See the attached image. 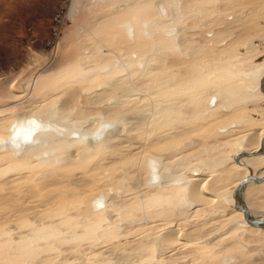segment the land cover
Listing matches in <instances>:
<instances>
[{
  "label": "rangeland",
  "instance_id": "rangeland-1",
  "mask_svg": "<svg viewBox=\"0 0 264 264\" xmlns=\"http://www.w3.org/2000/svg\"><path fill=\"white\" fill-rule=\"evenodd\" d=\"M158 2L174 6L175 23L181 28L178 37L185 41L176 52L171 40L161 42L162 47L153 38L132 42L119 25L134 17L135 10L116 13V0H0V136L9 133L17 113L56 110L68 87L78 91L82 102L99 90L110 92L93 108L115 102L118 92L110 91L107 81L117 73H128L124 78L138 73L141 60L148 68L139 75L138 87L155 90L154 94L164 87L167 99L181 101L179 114L175 112L173 119L155 114L151 123L140 126L144 133L139 137L134 136V114H128V129L109 142L110 150L116 147L112 151L100 144L90 155L66 156L70 146L82 147L67 137L68 131L85 130L70 118L59 120L67 125L65 132L49 135L48 142L60 154L58 163L32 157L47 147L44 143L26 154H3L9 166L0 174V199L19 196L20 201L0 202V264H264L263 230L248 226L240 212L228 216L234 202V188L228 187L232 181L215 184L220 170L236 167L234 138L244 130H258L260 138L264 133V94L259 90L264 0H186L182 5L179 0H145L134 23L157 16ZM114 58L122 61L112 74ZM195 77L200 96L196 105H188L194 96L188 88ZM91 78L88 83L81 80ZM211 97L219 98L212 108ZM245 115L262 119L236 122ZM78 120L91 131L97 125L101 136L119 125L109 118ZM225 127L228 132H219ZM160 134L162 143L144 146L146 138ZM217 142L221 148L215 149ZM150 159L169 166L159 186L147 183ZM262 162L264 158L254 168L258 176ZM207 173L213 188L206 184L204 189L218 201L194 206L185 198L183 181ZM262 186L251 182L246 188L245 197L249 204L257 201L256 207L250 204L257 211L264 210V189H256ZM97 197L105 204L98 210L93 207ZM232 221L245 226L235 229ZM171 227L181 228L180 237L189 243L171 250L153 239Z\"/></svg>",
  "mask_w": 264,
  "mask_h": 264
},
{
  "label": "bare ground",
  "instance_id": "bare-ground-1",
  "mask_svg": "<svg viewBox=\"0 0 264 264\" xmlns=\"http://www.w3.org/2000/svg\"><path fill=\"white\" fill-rule=\"evenodd\" d=\"M182 2H183V0H182ZM136 5H139V2H137ZM249 8H251V7H249ZM263 22L264 21H262V23ZM224 26H226V27L228 26L229 28L233 27L229 23H226ZM210 38H212V37H210ZM172 41H174V40H172ZM178 41H180V40H178ZM160 45H161V42H160ZM97 52L102 53L101 50L97 51ZM118 63H119V61L118 62L116 61V65L119 67L120 64H118ZM147 68L148 67H145L142 71H138V73H136V72L134 73L138 77L136 80H132L131 76L126 77V78H119V77H115L116 75H114L113 78L108 80L109 84L111 85L110 91L116 90L118 92L117 93V99L114 103H111L108 105H106V103H105V104H103V106H99L98 108H96V107L93 108V106L96 105L98 100L102 99L104 96H108L110 92L106 93V91L99 90L98 92H95L92 96L90 95L91 96L90 98L87 97L86 100L84 102H82L81 101L82 99H80L81 96L79 97L78 91L75 88L68 87L66 90L61 92L63 98L61 97L62 101L59 102L56 110H54V111L44 110L43 114L40 113L42 115H36V114L30 115V114H26V113H17L14 116V119L11 121V123L8 126L9 133L6 136H0V141H8L10 138H14L15 144L18 146L16 148H14L9 143H0V152H1L0 153V174H2L1 171H3V173H5L8 170V166H9L8 162H6V159L8 157H5V155H3L4 152H6L4 154H10L11 153L12 156H18V155H20V153L22 151L25 150V148H27V150L29 151L33 147H34L33 149H36L37 147H39L38 145H41L43 143L46 144V142L41 141L39 137L35 138L34 136L40 132H45V131L46 132H52L53 134H55L57 136L61 135L64 132L62 130H65V127L67 126L66 124L59 122V120L62 121V119H70V118H72L73 120L75 119L74 121H76L75 123L77 124V126L79 128H81V130L85 129L82 132L75 131V129L70 130V131H68L67 137L77 140V142L82 146V148H84L87 151H92L94 144H100V143L103 144V148H102L103 150L104 149L110 150L112 147H111L109 142H111V140L115 139L116 136L118 137V135L122 134V132L125 131L126 128L128 129L127 118H126L128 114L129 115L132 113L134 114L133 115L134 117L132 118L135 121L134 127L136 128V130L138 129V131L134 135L135 137L136 136L139 137L140 135H142L144 133V131H140V126L142 124H144V127H145L149 123H151V119L155 114L156 115L157 114L158 115L164 114V115H167L168 119H173L174 118L173 116H175L173 114L175 112L179 111L178 110L179 102H181V101L176 100L177 97L175 99H170L168 96V99H167L165 96L166 88H164V87L161 88V90H160L161 92H158L156 94L153 93L155 90L154 91L151 89L146 90V89H141L138 87L140 85V83L142 82V81L139 82V85H138L139 79L142 78V77L140 78L139 75H142L143 73L145 74V71L147 70ZM154 68L155 67H153V69ZM150 73H152V72L150 71ZM189 74L190 73H188V75ZM82 76L84 77V75H82ZM147 76L149 77L150 74H147ZM153 76H155V75H153ZM191 76H192V74H191ZM143 77H146V76H143ZM186 78L184 77V79H186ZM184 79H182V80L184 81ZM89 82H91V81H89ZM166 84H169V83H166ZM171 84L173 85L172 82H171ZM158 85H159V83H157V86ZM169 85H167V87ZM157 86H155V88ZM160 86H162V85L160 84ZM199 88H200L199 78L195 77L193 79L192 83L189 84L188 89L190 91H192V95H194V96L192 98L188 99V101H187L188 105L191 104L192 102H193V105H196V103L198 102L197 97L200 96ZM182 90H186V89L183 88ZM156 91H158V90H156ZM249 92H251V91H249ZM168 94H171V93H168ZM182 94L184 95V93H182ZM5 95H7V94H5ZM132 95H134V96L138 95V96L133 97ZM174 95H176V94H173V96ZM183 95L181 97H183ZM249 97L250 96H247L246 99ZM178 100H180V99H178ZM213 100L214 99L212 98V105L210 107H212L214 105ZM218 101H219V98H217V102ZM217 102L214 105V107L217 105ZM184 103H183V105L182 104L181 105L184 106ZM194 107H193V109H194ZM32 110H33V108H32ZM147 111L149 114L146 113ZM190 111H192V110H190ZM195 111H193V112H195ZM181 114H182V112H181ZM177 116H179V115H177ZM81 117H93L95 119L97 118L100 120L105 119V118L116 119L119 121V125L116 126L114 129L112 127L113 130H111V131L108 130L109 132H106L101 136V132H96L97 125H96V128L93 132H89L91 130H88L89 129L88 127L85 128V126L82 123H80V121L78 120ZM89 119H91V118H89ZM237 120L240 123H244V124H246L247 123L246 121H249V120L251 122H258V120H252L251 118H247V117H237ZM131 121H133V120H131ZM83 123H85V122H83ZM90 123L92 124V122H90ZM104 123H108V122L104 121ZM75 125H73V126H75ZM56 127H58V128H56ZM89 127H91V125ZM59 128L62 130H60ZM184 129L186 131V128H184ZM257 131L252 130V129L251 130H244L243 133H241L239 136L234 138L233 148H235V150L237 152V154L235 153L236 154V161L234 162V165L236 167H229V168L226 167L225 169L220 170L219 171V177L217 178L218 182H215V184L219 183V180L222 181L223 179H225L227 181H232L231 186H228V187H231V189H233L239 183V181L246 175L250 174L251 176H254V177H261L264 175V174L261 176L256 175L255 169H254L255 165H257V163L260 162L261 158H264V155L259 152L260 137L258 136ZM222 132H228V131L222 130ZM182 134H184V133H182ZM171 135H173V134H171ZM163 136L164 135L160 134V135H157L155 137H152L151 139L146 138L144 140V146L149 148L151 146H155L156 144L162 143L163 142ZM127 137L129 138V136H126V138ZM165 140H167V138ZM113 145L114 144L112 143V146ZM141 145H143V144H141ZM44 146H46V145H44ZM109 146H110V148H109ZM212 146L215 149L218 147L221 148L220 147L221 144L218 142H217V145H212ZM263 147H264V145H263ZM114 148H116V147H114ZM140 148H141V146H140ZM112 150H110V151H112ZM49 151H50V155H48V156L46 155L45 157H40V156L36 155L37 158H34V159H37V160L39 159V161H42L44 163L45 162H49V163L50 162H56V163H58L60 160V157H58L59 155L54 152V149H49ZM40 152L38 155H40ZM73 152H75V150L71 149V150L67 151L65 154H66V156L74 158V156L72 155ZM11 158H9V160H12ZM151 160H154V159H150V161ZM237 165H241V166L237 167ZM239 168L241 170H244V172L240 173L241 170ZM168 171H169V166L167 164H163V166H161L162 176L164 173H167ZM157 174L159 176L158 182L155 184H149V179H150V176L152 175V169H151V167H149V172L147 174V178H148L147 183L150 186H159L160 185L161 174H160V168L159 167L157 169ZM193 175L194 176L188 177L187 180H185V184L182 186V188L185 192V194H184L185 198L187 200H189L190 202H192L194 206H198V207H200V206H211V205L215 204L216 201H218L216 198L217 197L216 194L214 195V194H211V192H206L204 189V186L206 184H210V189L213 188L212 182H210L212 175L210 173H207L204 175H202V174H200V175L193 174ZM212 179H214V178H212ZM71 181L73 182V180H71ZM263 181H264V179L261 182H263ZM66 182H67V180H66ZM178 182L179 181H177V185H178ZM250 182H253L257 186H259L258 183H261V182H254L252 180H249L247 183H245L241 187L242 201L234 199V202L232 204H229L230 207H228L226 214L228 216H230V215H233V214H236L239 212L241 213V211L237 205H239V207L245 206L248 209V215L250 218H252V219L255 218L256 220H259L260 222H264V210L263 211L255 210L253 207L254 206L256 207V205H258V204H256L257 201L254 202L252 199V202L254 203V205H253L250 202V204L253 206L252 207L248 203L250 200L248 201V198L246 199V197H245V194L247 193L246 188L250 184ZM223 183H224V181H223ZM70 184H73V183H70ZM215 184H213V186L216 187ZM221 184H222V182H221ZM262 184L264 185V182ZM218 188H220V187H218ZM256 189L258 192H261V191H263L264 187L262 186V187H258ZM16 194L18 195L19 193L16 192ZM21 194L22 193L20 192L19 195H21ZM250 196H251V194H250ZM233 198H234V196H233ZM1 201H5L8 203V205H10V203H12L14 201L19 202L20 197L18 196V199L14 198V197H7V198H3V200L0 199V202ZM258 202H259V200H258ZM218 205H219V203H218ZM104 206H105V204H104ZM13 208H15L17 211L20 210L18 206H14ZM242 218H243V216H242ZM243 221H245V220L243 219ZM230 226H233V228L236 229V228H239V227L245 226V225L240 224L236 221H234V222L232 221V222H230ZM250 227L253 228L254 230L261 229L258 227H252V226H250ZM226 230L228 231V229H226ZM231 230H234V229H231ZM261 230H263L262 233H264V229H261ZM181 232H182L181 228H175V227H173V228L171 227L168 229L166 228L165 230H163L158 235L155 234L153 236V239H155L158 244H162L166 248L169 246V248L171 250H175V249H177V248L179 249V247H183L184 245L189 243V240H185V239L180 237ZM192 233H195V232H192ZM192 233H190V234H192ZM168 249H167V251H168ZM172 253H173V251H172Z\"/></svg>",
  "mask_w": 264,
  "mask_h": 264
},
{
  "label": "flooded vegetation",
  "instance_id": "flooded-vegetation-1",
  "mask_svg": "<svg viewBox=\"0 0 264 264\" xmlns=\"http://www.w3.org/2000/svg\"><path fill=\"white\" fill-rule=\"evenodd\" d=\"M115 1V0H114ZM118 1H120V0H116V5H115V7H114V9L116 10L115 12L117 13V11H122V10H124L125 8H127L128 10L129 9H132V10H135L134 11V17H132L131 19H124L123 21H121V23H120V27L121 28H123V31H124V33L125 34H127V36L132 40V42H135V40L137 41V40H139L140 38H142V37H147L148 39H156L157 40V42H158V44H159V47H162V43H161V45H160V42H163V41H165L166 42V40H171V42L173 43V46H174V48H175V52L176 51H178L179 50V47H180V45L181 44H183L185 41H184V39L182 38L181 39V36L180 37H178V31H180V29L181 28H178V26L176 25V23H175V12H174V6H172V5H170V4H166V3H164V2H158L157 4H156V6H157V16H155V17H153V19L151 18V19H149V18H146V17H142L141 19H138L137 20V22L136 23H139V25H136L135 23H134V21H135V16H136V11L138 10V8H142L143 7V5L145 4V0H133V1H130V2H123V3H118ZM184 1H186V0H183V2H182V0L180 1L179 0V2H180V4H183L184 3ZM137 2H139V5H136L137 4ZM136 5V6H135ZM263 11V10H262ZM264 12V11H263ZM168 25H167V24ZM226 24V23H225ZM175 25V26H174ZM144 35V36H143ZM177 37H178V39H177ZM212 37V36H211ZM162 40V41H161ZM172 40H174V41H172ZM178 40H180V41H178ZM98 42H100V41H98ZM181 42V43H180ZM103 42H101V44H102ZM176 44V45H175ZM178 44V45H177ZM176 46V47H175ZM178 46V47H177ZM158 47V46H157ZM155 49H156V46H155ZM248 49V48H247ZM251 49V48H250ZM102 51V50H101ZM91 53H93V52H91ZM94 55V54H93ZM94 57H96V55H94ZM116 61L118 62L119 61V63L122 61L120 58H117V59H115L114 58V60H113V73L112 74H114V73H116V72H118L119 71V68H118V66L116 65ZM257 62H261V59H259V60H256ZM144 63H143V61L141 60L140 62H138V64H137V70L138 71H140V70H143L145 67H142V65H143ZM263 65H264V61H263V63H262ZM124 65V64H123ZM261 65V64H260ZM120 66H121V64H120ZM119 66V67H120ZM105 69V68H104ZM127 74L128 73H126V75L125 76H127ZM115 75V74H114ZM263 75V74H262ZM125 76H118V73L116 74V76L115 77H119V78H124ZM85 77V76H84ZM132 77V80H136L138 77H137V75L136 74H134V75H132L131 76ZM82 81H87V82H89V81H92V78L91 79H89V80H86V79H81ZM107 83L109 84V81H107ZM110 85V84H109ZM110 88H111V85H110ZM147 90H150V89H147ZM113 93V92H112ZM116 94V93H115ZM111 95V94H110ZM248 96H250V95H248ZM116 99H117V94H116V98L114 99L115 101H116ZM213 101H214V105L216 104V102H217V98L215 99L214 97H213ZM210 101L211 102H209V106H211L212 105V97L210 98ZM112 103H114V101L112 102ZM214 105L212 106V107H214ZM211 107V108H212ZM251 116V115H250ZM247 118H253V119H255V120H261L262 119V117H259V118H257V117H253V116H251V117H249V116H247ZM11 123V122H10ZM235 125L233 124V127H234ZM232 127V126H231ZM56 128H58V127H56ZM95 128H96V126H95ZM95 128L92 130V131H89V132H93L94 130H95ZM60 129V128H59ZM60 130H62V129H60ZM222 130L223 131H225V130H227V128L225 127V128H222V129H219V132H222ZM62 131H64V130H62ZM65 132V131H64ZM50 134H53V133H51V132H40V133H38V134H36L34 137L36 138V137H39L40 138V140L41 141H44V142H46V146L47 147H51L52 149H54V152H55V150L57 149V148H55L54 146H51L50 145V142H48L50 139H49V135ZM101 144V143H100ZM100 144H94V147L93 148H96V146H98V145H100ZM68 146H70V145H68ZM47 147H45V148H41L40 149V151H42V152H40L41 154L40 155H37V156H40V157H45L46 155L48 156V155H50V151L47 149ZM34 148V147H33ZM33 148H31L29 151L27 150V148H25V150L23 151V154H26V153H28V152H30V151H32V150H34ZM50 148V149H51ZM71 149H73V150H75V152H77V155H78V158L79 157H81V156H87V155H90V152L91 151H87V150H85L84 148H78V147H71L70 146V148H69V150H71ZM68 150V151H69ZM28 151V152H27ZM75 152H73L72 153V155L74 156V158H77V156L75 155L76 153ZM4 153H6V152H4ZM3 153V154H4ZM49 153V154H48ZM66 153V152H65ZM58 154V153H57ZM59 156L58 157H60V154H58ZM33 158H37L36 156H32ZM9 158H11V157H9ZM15 158V157H14ZM11 159H13V158H11ZM149 165H150V160H149ZM157 165H158V167L160 168V174H161V166L159 165V163L157 162ZM149 167H151V166H149ZM149 172V171H148ZM161 179H162V174H161ZM187 180V179H186ZM184 183L183 184H185V181H183ZM179 184H182V182H180V183H178V185ZM97 200H99V198L97 197L96 198V200H94V201H97Z\"/></svg>",
  "mask_w": 264,
  "mask_h": 264
},
{
  "label": "water",
  "instance_id": "water-1",
  "mask_svg": "<svg viewBox=\"0 0 264 264\" xmlns=\"http://www.w3.org/2000/svg\"><path fill=\"white\" fill-rule=\"evenodd\" d=\"M264 25V22H263ZM259 89L261 90V92L264 94V74L261 76L260 80H259ZM264 134L263 136L260 138V148H259V152L261 154L264 155ZM264 179V175L261 177H254L249 175L244 176L239 183L235 186V188L233 189V196L234 199H237L239 201H242V194H241V187L247 183L249 180H252L254 182H261ZM238 208L240 209L243 219L245 220V222L252 227H258L261 229H264V222H260L259 220H256L255 218H250L248 215V209L245 206H241L239 207V205H237Z\"/></svg>",
  "mask_w": 264,
  "mask_h": 264
},
{
  "label": "clouds",
  "instance_id": "clouds-1",
  "mask_svg": "<svg viewBox=\"0 0 264 264\" xmlns=\"http://www.w3.org/2000/svg\"><path fill=\"white\" fill-rule=\"evenodd\" d=\"M0 143H9L14 148L18 147L15 144V142H14V138H10L8 141H0ZM150 166H151V169H152V175L150 176L149 184H155L159 180V176L157 174V169H158L157 161L151 160L150 161ZM103 206H104V203H103V199L102 198L93 202V207L95 209H97V210L102 208Z\"/></svg>",
  "mask_w": 264,
  "mask_h": 264
},
{
  "label": "crops",
  "instance_id": "crops-1",
  "mask_svg": "<svg viewBox=\"0 0 264 264\" xmlns=\"http://www.w3.org/2000/svg\"><path fill=\"white\" fill-rule=\"evenodd\" d=\"M232 19H233V17H232ZM261 77V74H260V76H259V78ZM258 78V79H259ZM257 85H258V81H257ZM253 93H255L254 91H252ZM245 116H247V115H245ZM238 120H237V118H236V122H237ZM239 122V121H238ZM234 123V122H233ZM232 122H231V124H233ZM218 130H219V128H218ZM259 171H260V176L261 175H263L264 174V162H262V164L260 165V168H259ZM264 182V181H263ZM263 182H261V183H258L259 185H261ZM251 183V182H250ZM250 185V184H249Z\"/></svg>",
  "mask_w": 264,
  "mask_h": 264
}]
</instances>
